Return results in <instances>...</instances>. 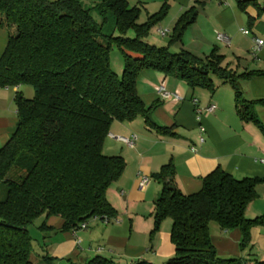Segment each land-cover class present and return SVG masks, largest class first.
Listing matches in <instances>:
<instances>
[{
    "label": "trees",
    "instance_id": "obj_1",
    "mask_svg": "<svg viewBox=\"0 0 264 264\" xmlns=\"http://www.w3.org/2000/svg\"><path fill=\"white\" fill-rule=\"evenodd\" d=\"M245 5L240 1L243 10ZM164 14L165 8L139 23L140 8L128 0H0V27L9 32L0 86L27 84L35 90L32 98L16 93L18 127L0 149V264H54L53 257H33L30 226L42 216H60L64 229H78L93 216L115 217L107 191L127 163L104 151L113 122L144 117L151 130L172 133L154 118L159 104L146 105L138 92L143 71L159 70L192 88L211 90L216 75L234 85L242 117L264 104V99L247 101L237 87L239 78L262 72L238 75L214 52L201 58L150 43L147 37ZM196 16L195 8L182 15L174 39H181ZM114 46L124 56L122 77L111 64ZM175 175L172 163L154 173L163 189L155 202L153 233L166 218L173 222L176 251L165 264H264L257 258L219 256L211 234L212 222L225 231L240 228L242 245H248L251 228L264 222V215L246 216L264 177L237 178L218 168L204 178L199 192L187 194ZM85 264L118 263L98 256Z\"/></svg>",
    "mask_w": 264,
    "mask_h": 264
},
{
    "label": "crops",
    "instance_id": "obj_2",
    "mask_svg": "<svg viewBox=\"0 0 264 264\" xmlns=\"http://www.w3.org/2000/svg\"><path fill=\"white\" fill-rule=\"evenodd\" d=\"M128 1L140 8V19L145 22L165 8L163 18L152 30L156 28L157 36H161L160 28L171 30L167 44L171 51L186 49L201 58L214 52L223 56V66L238 75L262 72L239 78L237 87L247 101L264 99V47L257 49L253 40L254 37L264 39V0ZM240 1H246L245 10L240 7ZM192 8L197 11L196 19L181 39H174L178 20ZM243 29H249L251 33L247 35ZM152 30L147 40L158 45ZM219 33L227 35L230 44L221 41ZM8 41V30L0 27V58ZM212 79L215 90L192 88L180 77L159 70L141 73L138 92L142 100L146 105L159 104L154 110V118L159 124L172 127V133L160 134L151 130L144 117L114 121L104 151L123 156L127 163L123 175L107 191L118 221L89 220L86 229H64V219L60 216H42L33 231L30 229L37 258L53 257L54 264H66L67 261L85 264L98 256L118 264H131L140 259L165 264L176 251L171 239L173 222L166 218L160 229L153 233L155 202L163 189L154 173L172 163L176 184L187 194L199 192L204 178L218 168L237 178L264 177V163L260 161L264 158V104L256 105L254 113L242 117L234 85L216 75H212ZM162 84L183 99H163L158 91ZM21 89V86H0V149L17 130L16 93ZM194 99L199 100V105L194 104ZM210 105L216 107L213 112L198 113V107L205 109ZM242 109L246 110V107ZM111 134L137 135V140L131 147ZM143 175H149L151 181L141 189L139 183ZM257 192L258 198L246 210L250 219L264 215V183L258 185ZM211 234L219 256L257 258L264 262V222L251 228L247 246L242 245L240 228L225 231L213 224Z\"/></svg>",
    "mask_w": 264,
    "mask_h": 264
},
{
    "label": "built area",
    "instance_id": "obj_3",
    "mask_svg": "<svg viewBox=\"0 0 264 264\" xmlns=\"http://www.w3.org/2000/svg\"><path fill=\"white\" fill-rule=\"evenodd\" d=\"M243 32L245 34H247V35H249L251 33V31L249 29H243ZM159 33H160L161 36H167V35L171 34V30L170 29H165V28H160L159 29ZM218 38L221 41H223V42H225L227 44H230V39H229V37L227 35L219 33L218 34ZM253 40H254V42L256 44V48L257 49H260V48L264 47V39L263 38L254 37ZM158 91H159L160 96L163 99H170L172 97H175L177 100H180V101L183 99V97H181L179 94L169 91L166 88V86L163 85V84L159 86ZM193 102H194V104L196 106L199 105V100L198 99H194ZM215 108H216L215 105H210V106L206 107L205 109H201V108L198 107V113H201L203 111L213 112L215 110ZM111 137L116 138V139H118L120 141H123L124 143H126L127 145H129L131 147H133L135 145V141L137 140V135H133L132 137L129 138V137L121 136V135L111 134ZM202 140H203V138H202ZM260 161L262 163H264V158L260 159ZM150 181H151V177L149 175H143L141 177V180H140V183H139L140 188L141 189L145 188L147 185H149ZM89 220H96V221L97 220H102V221H104L106 223H109L112 220L118 221L117 218L109 217V216H104V217L93 216ZM89 220L86 221V222H83L78 227V229H86L88 227Z\"/></svg>",
    "mask_w": 264,
    "mask_h": 264
},
{
    "label": "rangeland",
    "instance_id": "obj_4",
    "mask_svg": "<svg viewBox=\"0 0 264 264\" xmlns=\"http://www.w3.org/2000/svg\"><path fill=\"white\" fill-rule=\"evenodd\" d=\"M136 2H137V0H136ZM133 4L134 3L131 1L130 5L133 6ZM143 22H145L144 19H142V18L140 19L139 18V23H143ZM152 34L156 37L155 40L158 42L157 43L158 46H167V44L169 43V35H167V36H157L156 28H154L152 30ZM130 35L133 36L134 32L131 31ZM172 51H174V49ZM110 59H111V64H112L113 69L117 72V74L120 77H122L123 72H124V67H125V60H124L123 53H122V51L120 50L119 47H117V46L113 47L111 55H110ZM21 88L22 89L20 91H22L23 94L26 97H28V98L34 97L35 90H34V88L31 85L24 84V85H21ZM39 219H37L36 222L34 223V225L30 227V229H32V231H33V227H35L36 224L39 222ZM213 224L214 225H218L216 222H212L211 223V225H213ZM33 257L35 258V260L39 259V258H37V255L35 253H33Z\"/></svg>",
    "mask_w": 264,
    "mask_h": 264
}]
</instances>
